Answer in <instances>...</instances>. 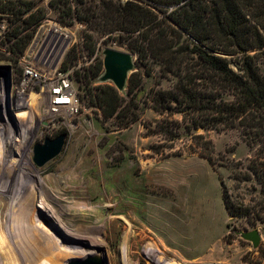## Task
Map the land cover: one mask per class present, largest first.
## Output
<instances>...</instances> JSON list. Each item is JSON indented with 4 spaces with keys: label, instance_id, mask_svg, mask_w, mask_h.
Returning a JSON list of instances; mask_svg holds the SVG:
<instances>
[{
    "label": "rangeland",
    "instance_id": "1",
    "mask_svg": "<svg viewBox=\"0 0 264 264\" xmlns=\"http://www.w3.org/2000/svg\"><path fill=\"white\" fill-rule=\"evenodd\" d=\"M36 1L44 8L35 9L44 16L29 29L33 37L23 52L12 51L11 41H5L10 22L0 17V71L11 73L9 99L3 78L5 93L3 97L0 94V264H38L50 259L66 264L65 259L87 255H69L64 261L57 255L56 246L63 245L65 238L50 227L56 219L66 227L93 234L99 248L85 250L100 254L106 264H156L146 252L149 247L180 264H264L260 186L255 180L236 178L240 171L237 162H246L253 154L241 134L236 130H198L215 144L216 162L212 164L199 153L173 155L187 151L191 138L183 129L184 134L175 141L151 134L145 124L154 128L161 116L143 104L141 119L127 126L115 116L105 117L99 96L104 86L114 83L99 78L104 71V65L99 69L104 49L132 52L135 66L130 75L145 72L146 66L128 46L127 38L107 32L105 19L75 18L66 24L59 13L69 18L67 8H52L50 0ZM79 9L90 15L89 8ZM62 32L68 33L63 42ZM63 46H70L63 66H80L74 79L87 107L75 117L51 114L38 85L25 96L17 93L23 65L32 59L22 56L34 50L45 60L47 54H59ZM154 65L151 75H143L140 100L159 78V64ZM172 81L164 80L162 86L168 87ZM27 111L28 117L19 116ZM29 125L33 129L27 136L23 131ZM12 132L10 142L5 137ZM62 133L66 144L61 153L41 167L35 165L34 145ZM19 178L24 197L13 208L12 193ZM225 198L236 207L250 208V212L230 214ZM253 229L261 233L258 248L238 233ZM25 239L36 241L45 253L26 248L28 253ZM48 243L56 246L50 248ZM31 256L32 263L28 261Z\"/></svg>",
    "mask_w": 264,
    "mask_h": 264
},
{
    "label": "trees",
    "instance_id": "2",
    "mask_svg": "<svg viewBox=\"0 0 264 264\" xmlns=\"http://www.w3.org/2000/svg\"><path fill=\"white\" fill-rule=\"evenodd\" d=\"M49 5L67 8L69 18L59 13L66 24L75 18L105 19L107 32L127 38L146 66L129 76L126 90L102 88L105 117L115 116L127 126L141 119L143 106L150 108L161 116L154 128L145 124L151 134L175 141L184 130L191 138L187 151L173 155L199 153L212 164L215 144L198 130L238 131L253 154L237 162L236 178L259 184L258 213L264 215V0H50ZM35 8L44 7L36 0H0L12 51L23 52L31 41L29 29L44 16ZM79 8H89L90 15ZM154 64H159V78L140 100L143 75H151ZM164 80L173 81L163 87ZM226 198L230 214L250 212ZM260 248L264 254V243Z\"/></svg>",
    "mask_w": 264,
    "mask_h": 264
},
{
    "label": "built area",
    "instance_id": "3",
    "mask_svg": "<svg viewBox=\"0 0 264 264\" xmlns=\"http://www.w3.org/2000/svg\"><path fill=\"white\" fill-rule=\"evenodd\" d=\"M69 49L70 46L65 48L60 56L51 57L47 54L45 60L42 59L43 54L39 55V51L36 53L34 50L22 56L23 59H32L31 61L26 60L23 65L17 93L25 96L34 85H38L41 93L47 97L51 114L60 113L75 117L87 111V107L83 103L81 91L74 79L75 72L80 66H63V60Z\"/></svg>",
    "mask_w": 264,
    "mask_h": 264
},
{
    "label": "water",
    "instance_id": "4",
    "mask_svg": "<svg viewBox=\"0 0 264 264\" xmlns=\"http://www.w3.org/2000/svg\"><path fill=\"white\" fill-rule=\"evenodd\" d=\"M104 71L100 76L102 82L111 80L119 91L127 88L130 73L135 66V57L132 52L107 47L103 51ZM5 73L7 96L9 98L11 89L10 70L0 71V83L2 74ZM1 107V106H0ZM2 111L0 109V116ZM66 144V134L62 133L56 138H46L43 143H36L33 148V162L37 166H43L58 156ZM244 239L253 243L258 248L261 243V233L258 229L238 232ZM66 264H106L100 254H87L84 257H74L66 260Z\"/></svg>",
    "mask_w": 264,
    "mask_h": 264
},
{
    "label": "bare ground",
    "instance_id": "5",
    "mask_svg": "<svg viewBox=\"0 0 264 264\" xmlns=\"http://www.w3.org/2000/svg\"><path fill=\"white\" fill-rule=\"evenodd\" d=\"M59 30H63L61 28L58 29ZM61 33V32H60ZM63 36H62V42L66 40V38L68 37V33H64L62 32ZM67 48V47H64L62 48L61 52L59 54H57L58 56L61 55V53L63 52V50ZM2 78L5 80V73L2 74ZM5 87H6V80H5ZM5 87L0 83V94L2 92V97H3V94L5 93ZM6 92H7V89H6ZM7 95V94H6ZM1 97V96H0ZM44 98L46 99L47 101V107H48V100H47V97L44 96ZM9 99V98H8ZM31 112V111H30ZM28 114H29V111L27 112H20L19 113V116L21 117H28ZM33 114V112H32ZM32 116V115H31ZM20 117V118H21ZM21 121V120H20ZM24 126V125H23ZM30 127H24V133L27 134V136L29 135V132H31V125H29ZM30 128V129H29ZM10 135L8 137H5L6 140L8 139L10 142H11V139L13 138V132L12 133H9ZM17 139V138H16ZM27 162V161H26ZM20 176V175H19ZM29 178V177H28ZM22 178H19V181L20 184L18 183V188H16V184L13 186H15L16 190L13 191V196H12V203H11V206L14 208L16 206V204L18 202H20L22 199H23V191H21V187H19L20 185L22 186L23 182L21 181ZM26 185V184H25ZM109 198V197H108ZM110 199V198H109ZM25 202V201H24ZM10 207V208H12ZM108 207L112 208L113 205H109ZM13 211V210H12ZM14 212L11 214V216H13ZM117 216V215H116ZM39 217V216H38ZM38 217H35L38 218ZM118 218V217H117ZM66 219V218H65ZM124 219V218H123ZM51 220H53L51 218ZM128 220V219H127ZM29 221V220H28ZM61 222V221H60ZM60 222L57 221V219L54 221H51L50 223V227L51 229H53L54 231H57V233H61L62 236L65 238V241L64 239L61 240V243H63V245H51L48 243V247L50 248H54L56 246V249H57V255H60L61 258H63V261L65 259L66 256H71V255H74V256H77V255H80V254H88L85 249H89V248H92V247H96V248H99V241L96 240L93 236V234H91L89 231H86L85 230H82L81 228H78V229H71L69 227H66V225L64 226L63 224H61ZM40 223V222H39ZM80 224V223H79ZM40 228V227H39ZM86 228V227H85ZM47 230V229H46ZM50 230V228L48 229ZM13 232V231H12ZM54 235V234H53ZM52 235V236H53ZM84 236V237H83ZM51 238L48 236V241L50 242ZM58 239V237H57ZM3 240V239H2ZM6 240V238H5ZM59 240V239H58ZM57 241V240H56ZM4 243V241H3ZM22 243V241H21ZM25 243V250L28 251L26 248H28L30 251L32 252H36L37 254H40V253H45V252H42L38 246L33 242V241H30V240H26L24 241ZM23 243V245H24ZM62 246V247H60ZM89 247V248H88ZM82 248V249H80ZM54 251V250H53ZM124 252H125V248H124ZM146 252L148 253V255L151 257V259L156 263V264H180L178 260L176 259H172V258H167V257H164L160 251L157 249V248H154V247H149ZM29 253V251H28ZM127 253V252H126ZM35 255V254H34ZM82 255V256H83ZM127 255V254H126ZM124 256V255H123ZM36 257V256H35ZM39 257V255H38ZM33 258L34 256H31V257H28V261L30 263L33 262ZM42 260V259H41ZM38 261V260H37ZM66 263V259L64 261ZM38 264H61V263H52L51 259L48 260V261H40ZM63 264V263H62Z\"/></svg>",
    "mask_w": 264,
    "mask_h": 264
}]
</instances>
